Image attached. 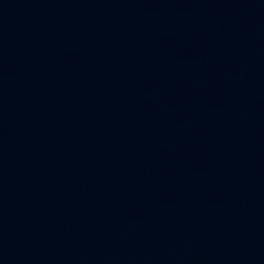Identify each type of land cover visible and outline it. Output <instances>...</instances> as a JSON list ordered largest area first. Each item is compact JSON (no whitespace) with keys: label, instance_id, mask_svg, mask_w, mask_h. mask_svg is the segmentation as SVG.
Wrapping results in <instances>:
<instances>
[{"label":"water","instance_id":"water-1","mask_svg":"<svg viewBox=\"0 0 264 264\" xmlns=\"http://www.w3.org/2000/svg\"><path fill=\"white\" fill-rule=\"evenodd\" d=\"M0 264H264V0H0Z\"/></svg>","mask_w":264,"mask_h":264}]
</instances>
